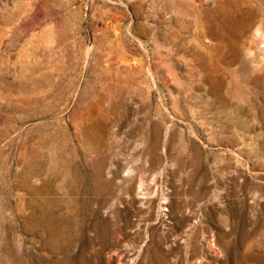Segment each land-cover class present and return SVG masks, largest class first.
I'll list each match as a JSON object with an SVG mask.
<instances>
[{
  "label": "rangeland",
  "instance_id": "obj_1",
  "mask_svg": "<svg viewBox=\"0 0 264 264\" xmlns=\"http://www.w3.org/2000/svg\"><path fill=\"white\" fill-rule=\"evenodd\" d=\"M0 264H264V0H0Z\"/></svg>",
  "mask_w": 264,
  "mask_h": 264
},
{
  "label": "bare ground",
  "instance_id": "obj_2",
  "mask_svg": "<svg viewBox=\"0 0 264 264\" xmlns=\"http://www.w3.org/2000/svg\"><path fill=\"white\" fill-rule=\"evenodd\" d=\"M254 44V43H253ZM263 47V46H262ZM251 48V47H250ZM255 49V48H254ZM252 50H253V48H252ZM260 50V49H259ZM262 50H263V48H262ZM250 51V50H249ZM253 52V51H252ZM253 55V54H252ZM110 174V173H109ZM144 183V182H143ZM140 185V184H139ZM138 185V187H140L141 188V186H139ZM143 187V186H142ZM107 188V187H106ZM144 188V187H143ZM134 190H135V188H134ZM140 190V189H139ZM143 190V189H142ZM133 191V190H132ZM143 194V193H142ZM187 239V238H186ZM189 239V238H188ZM188 241V240H187ZM104 242V241H103ZM187 243V242H186ZM191 243V242H190ZM197 243V242H196ZM198 244V243H197ZM184 245H187V244H184ZM196 245V244H195ZM191 246H193V245H191ZM199 246V245H198ZM195 247V246H194ZM186 248V247H185ZM190 248V247H189ZM198 249V248H197ZM188 250V249H187ZM197 251V250H196ZM192 253H193V251H191ZM195 253H197V252H195ZM198 256V255H197ZM199 259V258H198Z\"/></svg>",
  "mask_w": 264,
  "mask_h": 264
}]
</instances>
